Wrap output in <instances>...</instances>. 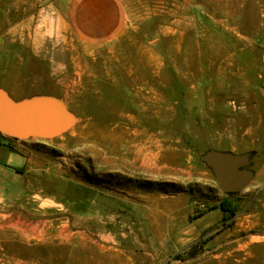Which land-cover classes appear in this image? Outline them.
<instances>
[{"label": "rangeland", "instance_id": "obj_1", "mask_svg": "<svg viewBox=\"0 0 264 264\" xmlns=\"http://www.w3.org/2000/svg\"><path fill=\"white\" fill-rule=\"evenodd\" d=\"M54 2L0 0V88L74 115L0 174V264H264V0H126L104 46L46 26ZM210 149L250 154L244 189Z\"/></svg>", "mask_w": 264, "mask_h": 264}, {"label": "water", "instance_id": "obj_2", "mask_svg": "<svg viewBox=\"0 0 264 264\" xmlns=\"http://www.w3.org/2000/svg\"><path fill=\"white\" fill-rule=\"evenodd\" d=\"M73 121L74 115L56 97L36 95L14 100L0 88V134L4 136L18 140L53 138L69 129ZM201 160L212 169L225 193L241 191L253 178L247 168L251 164L249 153L210 149Z\"/></svg>", "mask_w": 264, "mask_h": 264}, {"label": "crops", "instance_id": "obj_3", "mask_svg": "<svg viewBox=\"0 0 264 264\" xmlns=\"http://www.w3.org/2000/svg\"><path fill=\"white\" fill-rule=\"evenodd\" d=\"M51 13H50V12ZM52 15V16H51ZM46 26H61L86 46H104L125 35L132 25L126 0H55L41 15ZM31 139V138H29ZM0 134V174L17 173L28 161L25 142Z\"/></svg>", "mask_w": 264, "mask_h": 264}, {"label": "trees", "instance_id": "obj_4", "mask_svg": "<svg viewBox=\"0 0 264 264\" xmlns=\"http://www.w3.org/2000/svg\"><path fill=\"white\" fill-rule=\"evenodd\" d=\"M14 171L17 173H23V168H15ZM228 194H232V193H228ZM217 207L221 210L222 220L226 224V227H228L231 223L229 222V220L231 219L232 216H234L237 213L239 209V204L237 202H233L232 198L230 196H227L219 202ZM203 213L205 212H202L201 214ZM191 253H193V251Z\"/></svg>", "mask_w": 264, "mask_h": 264}, {"label": "bare ground", "instance_id": "obj_5", "mask_svg": "<svg viewBox=\"0 0 264 264\" xmlns=\"http://www.w3.org/2000/svg\"><path fill=\"white\" fill-rule=\"evenodd\" d=\"M16 27V26H15ZM17 29V28H16ZM36 41V40H35ZM253 221V220H252Z\"/></svg>", "mask_w": 264, "mask_h": 264}]
</instances>
